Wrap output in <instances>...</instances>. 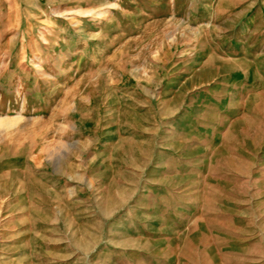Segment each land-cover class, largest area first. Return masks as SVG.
I'll use <instances>...</instances> for the list:
<instances>
[{
  "label": "rangeland",
  "instance_id": "rangeland-1",
  "mask_svg": "<svg viewBox=\"0 0 264 264\" xmlns=\"http://www.w3.org/2000/svg\"><path fill=\"white\" fill-rule=\"evenodd\" d=\"M240 67L229 101L203 83ZM211 136L216 159L188 157ZM243 248L264 264V0H0V264Z\"/></svg>",
  "mask_w": 264,
  "mask_h": 264
},
{
  "label": "crops",
  "instance_id": "crops-1",
  "mask_svg": "<svg viewBox=\"0 0 264 264\" xmlns=\"http://www.w3.org/2000/svg\"><path fill=\"white\" fill-rule=\"evenodd\" d=\"M248 68V67H247ZM252 69L253 68H251V67H249L248 68V73L247 72H245L246 70L244 69H241V67L240 68H233V70L231 71V73H229V74H223L224 72H221L222 70H220V73L218 74V75H221V76H218V75H216V77L214 78H211V79H206L207 81H205V82H203L204 84L205 83H207L208 82V84L209 83H211V82H213L214 80H216L217 78H220V77H224L223 75H226V81H227V84H228V86H227V88H228V92H229V94H227L226 96H223V97H225V101L227 100V101H229V97H231V96H234L235 94H237L235 91L237 90L236 89V86L234 85V83H231L232 81H233V79L234 78H236V76L237 75H240V77L241 78H243V77H247V79H242V81L243 82H248V80L250 79V74H251V72H252ZM251 71V72H250ZM254 76V75H253ZM234 77V78H233ZM218 80V79H217ZM210 81V82H209ZM231 81V82H230ZM215 82V81H214ZM202 83V84H203ZM246 84H248L249 85V83H246ZM200 86V85H199ZM200 89V88H199ZM179 91H180V89L179 88H177L176 89V92L174 93L175 95H173L172 94V96H171V102L173 103L174 102V99H175V97L179 94ZM203 91V89L202 90H200V92H202ZM205 91V90H204ZM156 93H159V91H157ZM196 94H197V91L194 89V91L192 92V95H195L196 96ZM225 95V94H224ZM178 97V96H177ZM179 112V109H177V110H175V113H178ZM234 122H232L231 123V125L233 124ZM231 125L230 126H228L227 128V131L225 132V134H223V135H227L230 131H231ZM258 125V124H257ZM195 127V125L193 124H191V125H189V129H191V128H194ZM257 129V131H259V128L257 127L256 128ZM257 134H260V132H258ZM208 136V135H207ZM217 135H215V137H216ZM244 143H246V140H245V142ZM222 144H223V142H222V140H216V138H212V136L211 137H208V138H205L204 139V141L202 142V141H199V143H192V146H194L193 147V152H191L190 154L191 155H189L188 157H191V159L193 160V161H199V162H201L202 160H209V161H211V160H214V159H216V157H215V151L217 150V149H222ZM236 145H240L239 143L238 144H236ZM156 149L158 148V145L156 144ZM162 149H164V146H161V150ZM239 150H241L240 148H239ZM138 151H139V153H140V155H142V154H148V150H146L145 148H144V145L143 144H140V147L138 148ZM150 151L152 152L153 151V149H150ZM197 152H203V154H198ZM242 152V151H241ZM176 154H182V155H184V153H182V152H177ZM198 154V155H197ZM241 155V157H239V158H241V160H245V161H254V160H257L258 159V155H252V156H248L247 154H245L244 152H242V154H240ZM251 223L252 224H255L256 222L255 221H258V219L257 218H254L253 217V219L251 218ZM244 222V221H243ZM251 236L252 235H249V234H247V237H246V239H250V240H252V242H253V245H255V243L259 240L258 239V237H260V236H258L257 235V238L254 236V234H253V237H252V239H251ZM243 239V238H242ZM244 251V248H243V250L242 251H240V252H238L239 253V255H243L242 257H243V259L244 260H242V261H244V263L245 264H257V259L261 256V255H263V252H261V251H254V248H253V251L251 250V251H249V252H245ZM243 263V264H244Z\"/></svg>",
  "mask_w": 264,
  "mask_h": 264
}]
</instances>
